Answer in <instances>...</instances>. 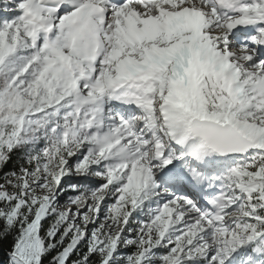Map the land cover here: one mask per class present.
Listing matches in <instances>:
<instances>
[{"label": "snow or ice", "instance_id": "1", "mask_svg": "<svg viewBox=\"0 0 264 264\" xmlns=\"http://www.w3.org/2000/svg\"><path fill=\"white\" fill-rule=\"evenodd\" d=\"M0 264H264V0H0Z\"/></svg>", "mask_w": 264, "mask_h": 264}, {"label": "trees", "instance_id": "2", "mask_svg": "<svg viewBox=\"0 0 264 264\" xmlns=\"http://www.w3.org/2000/svg\"><path fill=\"white\" fill-rule=\"evenodd\" d=\"M12 240H0V261H6L7 260V253L10 250Z\"/></svg>", "mask_w": 264, "mask_h": 264}]
</instances>
